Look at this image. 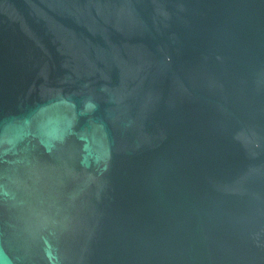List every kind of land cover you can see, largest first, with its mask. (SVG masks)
<instances>
[{"label":"water","instance_id":"1","mask_svg":"<svg viewBox=\"0 0 264 264\" xmlns=\"http://www.w3.org/2000/svg\"><path fill=\"white\" fill-rule=\"evenodd\" d=\"M0 264H264V0H0Z\"/></svg>","mask_w":264,"mask_h":264}]
</instances>
